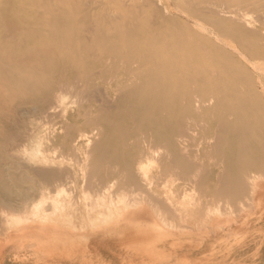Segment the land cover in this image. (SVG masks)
<instances>
[{
  "label": "rangeland",
  "instance_id": "374dc122",
  "mask_svg": "<svg viewBox=\"0 0 264 264\" xmlns=\"http://www.w3.org/2000/svg\"><path fill=\"white\" fill-rule=\"evenodd\" d=\"M244 1L259 8L221 5L217 0H0V56L16 62L15 70H20L24 78L35 79L51 68L77 69L74 58L83 55L88 64L79 65L77 70L84 74L95 72L102 65L117 64L119 60L120 66H134L139 59L156 66L165 59L163 77L152 80L165 85L162 94L176 100L168 101V106L185 110L181 117L169 109L165 117L186 120L182 127L189 130V139L183 138V143H176V147L185 152L186 162L191 159L199 167L194 179L203 186L189 185L185 179L173 181L181 177V170L176 167L181 168L184 161L169 171L170 160L161 163L144 159L145 162H139L143 166L147 163L144 171H149V178H163L161 195L177 197L174 205L177 203L183 211L181 216L178 209L175 220L173 214L169 215L173 219L168 217L165 223L163 214V222L158 220L163 205L155 206L153 201L150 205L149 200L136 203L128 196L122 198L125 195L118 191V183L105 190L104 196L83 201L88 192L87 176L96 172L103 157L116 154L122 164L134 155L130 146L132 137L128 135L140 131L137 124L142 115L129 110V103L120 102L118 86L137 82L122 78L121 83L116 82L115 92H108V79H100L85 88V92L65 90L56 103L58 108L54 107L56 110L38 112L37 103L32 105L26 99L32 89L12 88L11 76L0 72V264H264V174L255 168L262 159L257 151L264 146V0ZM241 6L242 12L236 11ZM58 27H65L67 35L56 36ZM93 27L103 29V36L94 38L88 31ZM235 27L241 29L240 36L248 42L244 49L222 36L224 28L230 31ZM79 33L85 34L86 40L82 35L75 37ZM178 37L196 42L185 53L179 48L187 46V41H178ZM163 41L167 42L164 48H171L172 54L161 55L157 61L155 51L163 46ZM64 42L67 48L61 52L65 58L61 52H54ZM225 50L228 59L220 58ZM190 51L196 53V58ZM43 54H50L57 61L50 64ZM254 64H258V71ZM182 66L188 67V74L180 71ZM238 67L247 76L231 80L221 92L213 88L215 80L211 85L207 83L208 91H196L198 84H206L200 75L217 72L215 78L222 81L224 70L218 69L234 71ZM150 80L146 77L141 84ZM236 89L242 92L241 96L233 95ZM206 92L215 97L237 96L240 105L215 101L211 108L197 111L216 117L207 120L200 117L197 120L204 121L201 122L204 128L189 129L188 119L193 112L186 113L201 106L200 98ZM241 108L245 111L241 112ZM220 114L225 115L218 118ZM178 127L171 126L165 132L170 134ZM125 131L129 133L127 136H123ZM241 133L255 137L248 143L253 151L250 155L246 138L238 135ZM247 155L253 161L252 178L255 180L258 175L255 187L249 185L250 191H257L249 196L250 202L245 196L250 194L249 189L245 194L236 186L235 196L245 198L240 196L243 201L240 199L233 205L225 198L219 175L223 174V179L235 186L237 179L231 166L235 159L242 160ZM140 163H136L139 168L143 167ZM110 170H103V175L110 174ZM49 171H62L70 177L61 181L52 197L43 198L40 193L35 194L33 187L47 185ZM178 185H183L180 191L176 190ZM208 189L217 190V195L207 196ZM124 193L131 198L138 195ZM71 198L77 202L70 203ZM129 210L136 214L130 223H125L124 213ZM184 210L188 211L186 215ZM98 211H102L99 217ZM148 215L153 216L152 222L156 218L158 224L155 221L156 224H151ZM176 218L188 219L189 224L193 219L191 232L175 236L177 228L186 223ZM199 218L205 222L201 228V222H196ZM143 219H148L150 226L139 235L133 224ZM209 223H214V227ZM203 226L208 228L205 230ZM122 228L130 230L129 235L122 234ZM186 252L190 254L184 255Z\"/></svg>",
  "mask_w": 264,
  "mask_h": 264
},
{
  "label": "bare ground",
  "instance_id": "6f19581e",
  "mask_svg": "<svg viewBox=\"0 0 264 264\" xmlns=\"http://www.w3.org/2000/svg\"><path fill=\"white\" fill-rule=\"evenodd\" d=\"M217 2L219 4H221V5H239L240 6V4H242V6L250 5L252 8H254V7L255 8L256 7L259 8L258 5L254 4V3L251 5L249 2L244 1V0H217ZM243 4H245V5H243ZM242 6L239 7L236 11H240L241 10V12H242V8H243ZM227 28L226 29L224 28L223 29L224 31L222 30V32H223L222 36L225 37V39L231 41L232 43H234V45L239 46L241 49H244L245 47H247L248 42L246 40H244L240 36L242 31H241V29L238 30L239 27L238 28L235 27V29H231L230 31L227 30ZM88 31L93 35L94 38H97V37L100 38V37L103 36V29H101L100 27H93V28H91ZM252 33H255V32H252ZM65 35H67V29L65 27H62V28L58 27L57 28V32H56V36L62 38ZM81 35H82L81 33H79L77 35L75 34V37H81ZM84 35L85 34H83L82 37H84V40H86V37ZM182 39L183 38H179L178 37L177 40L178 41H187V46L185 45V46H183L182 48H179V49H180V51H183V52L187 53V51H189L190 45L193 42L195 43L196 41H195V39H192V38H188V39L185 38V40H182ZM86 42L87 41H85L84 47L87 46ZM166 43L167 42L163 41V46L160 49H158L157 51H155L156 55H154V56H155V59H157V61L159 60V57H161V55H162V57H164L163 56L164 54L166 56H170L172 54L171 53V48H168V49L164 48V47H166L165 46ZM64 44H65V42H64ZM64 44H59L58 47H57V50H55L54 52L64 51L67 48L66 47L67 44H65V45ZM74 46L75 47H80L79 45H74ZM86 48L88 49V47H86ZM32 50H34V48ZM221 50H222V48H221ZM226 51L227 50H225L224 53H222V54H220V53L223 52V51H221L219 53L220 54V58L228 59L230 57V56H228L227 53H225ZM189 53L193 54V56L196 58V55H195L196 53H194L193 51H190ZM60 55L64 56V53L61 52ZM87 55H89V54H87ZM42 56H45V57L48 56V58H45V59L47 61L49 60L50 64L55 63L57 61L55 58L49 57L50 54H48V55L47 54H43ZM63 58H65V56ZM139 61L140 62H136V64L134 66H120V64H122V63H120V60H119V62H117V64L102 65V67H100V69H98L97 71L94 70L95 72H92V73H89V74H84V73H81V72H79L77 70L79 65H87L88 64V63H86L85 56L83 55V56H79L77 59L74 58L73 62L77 66V69L73 68L72 70H67V69L58 70L57 68H51L50 70L47 69V70H44V72L42 71L43 74H40L39 77H37V78L35 77V79L34 78L33 79H29V78H24L22 76L20 70H15L16 69V66H15L16 62H14V61H12L10 59H7L5 57L0 56V72L3 75H5V76L6 75H10L11 76L12 80L14 81V82L10 83V85L12 84V88H16V89H26V88L27 89H32L31 90V94L28 95L29 97H26V99L28 98V102H30L32 105L37 103L36 105L38 107L36 108V110L38 112H44V111H47V110L50 111L49 109H51V110L55 109L56 110L58 108L56 103H58L61 100V97H62L63 92L65 90L76 89V90L84 91L85 88L93 86V84H95V82H97L100 79L101 80L108 79V82H107L109 84V86H108V90L109 91L108 92L113 91L114 88H115L116 82L121 83L120 79H122V78H128L129 77L130 80H133V82H137L136 85H134L132 83V84H128L127 86H125V85H119L118 86V90L120 91V94H119L120 102L121 103H126V102L129 103L130 104L129 105V107H130L129 110H132L135 113L137 112V113L142 115L140 120L138 119L139 121H138V124H137L140 127L139 128L140 131L135 132V134H131V135H128L129 133L127 131H125V134L123 133V136L124 135L125 136L128 135V136L132 137V140H131L132 142L130 143V146L132 145V149L135 151L134 155L131 157V159H127V161L123 162L122 164L119 162V160H117V156H115L116 154H114V155L111 154L109 157H107L105 159L103 157V160L100 161L99 164L96 166V172L94 174H91L90 176H87L86 191H88V192H87L86 195H84L83 201L91 199V197L93 198V196H102V195L104 196L105 195V190H107L109 187L114 186V184L118 183L117 184L118 185V191L122 190L123 194L125 195L122 198H125V197L127 198V196H128V197H130V199H132L131 201L136 202V203L149 200L148 201L149 204H150V202L153 201V202H156L155 206L158 205V203H160L161 206L163 205L162 208L161 207L159 208L157 206L160 209V212H161V213L159 212L160 213V216H159L160 219H158V220H161L163 222V217H161V215L163 214V216H165L164 217V219H165L164 223H165V221H167V220L169 221V218H168V217H170L169 215L173 214V215H171V217L174 218L175 217L174 214L176 213V211L178 209H179V213H177V214L180 215V216L182 215L183 211H180V208L177 206V203H176V205H174L175 202L177 201L176 200L177 197L175 195H172V196H169V195L168 196H162L161 195L162 193H161V191H159V189H160L159 187H161L160 184L163 181V178H156V177L149 178V176H148V172L149 171L148 170L144 171L145 170L144 166L147 163L144 166H143L142 163L145 162L144 159L147 160V162H148V160H152L153 162L156 161V162H161V163H167L166 160H170L172 162V164L170 165V163H171L170 162L168 164V166H169V171H172L176 163H178L180 161L186 162V160H185L186 159L185 158V156H186L185 152L183 150L179 149L178 147H176V143H178V144L179 143H183V140H186V138L188 137L187 135L189 134V130H185L182 127V123L183 122L185 123L186 120H184V118L183 119L181 118V117H183V116H181V114H184L183 112H185V110L180 109L179 111H177L175 106L173 107V109L171 108V106H168L167 105L168 101H176V100H170V99H172L174 97L169 98L166 94H162L163 91L166 89L165 85L159 84L158 82L157 83H153L155 80H152V79H157V76H159L160 78L163 77V69L165 68L166 60L165 59L162 60V61L160 60V63L157 62L156 66L149 65V63L143 62V59H139ZM254 65L256 66V69L258 71L259 70V67L257 66L258 64H254ZM218 70H221V71L224 70L223 71L224 76L221 77V78H223L222 81L221 80L219 81L218 78H215L216 77L215 73H217L215 71H214L215 73L212 72V74L210 76H208V75L207 76H205V75L203 76V74H202V75H200V77L204 81H206V84L205 85L204 84H198L195 87L196 91L197 90L201 91V92L208 91L209 89L206 88V85L210 84V82L215 80V81H217V83L213 85V88L216 90V92H221L222 90H224L225 86L229 82H231V80L237 79V78H239L240 76H243V75L247 76V73H244L243 69H240L239 67H238V69H236L234 71L229 70V69H222V68H220ZM180 71H182L184 74H188L189 73L187 66H182ZM196 75H199L198 72L196 73ZM146 77H147V79H151L149 81V83L141 84L142 81L145 80ZM115 90H114V92H115ZM66 92H68V91H66ZM79 92L80 91H78V94H79ZM234 93H235V95H238V96H241V94H242V92L240 90H238V89H236L233 92V95H234ZM79 95H81V94H79ZM212 95L213 94L211 92L203 93L201 98H200L201 99V106H196L195 107L196 111H194V108H192L191 111H188L189 113H186V114L189 115V114H192V112H193V114L190 115V117L188 119V121L190 120L188 122L189 129L193 130V129H197L198 127L204 128L205 125L201 124V122L204 123V121L199 122L197 120L200 117L202 119H205V120H207L209 117H211V118H215L216 117V114L205 115V114L199 113L197 111V110L201 111L203 109L206 110L207 108L208 109L211 108L215 104V101L222 102V103L223 102H233V104H235L237 106L240 105L239 104L240 100H239V98L237 96L232 97L231 95L230 96H225L224 95V96L215 97V96H212ZM22 98H24V97H22ZM56 106H57V108H54ZM66 108H67V106H66ZM169 109L171 110V113H176V115L179 114L178 116H181V117L176 118L174 120L167 119L165 117V113L167 111H169ZM242 111H245V110L242 109L241 112ZM82 114L85 115L84 113H82ZM221 115L224 116L225 114L218 115V118H220ZM133 119L134 118H132L131 120H133ZM243 122H245V121H243ZM174 125L175 126L176 125L179 126L177 130L175 129V131L170 133V134L165 132L166 129H168L169 127L174 126ZM188 127H187V129H188ZM132 130H134V129H132ZM51 133H53V131ZM238 135L241 136V137L243 136L244 138H246L247 152H249V155L252 154L253 151L248 147V143H249L250 140L255 138L254 135L248 134V135L244 136V134H242V133L238 134ZM187 139H189V138H187ZM64 140H66V138ZM193 140H194V138L192 139V141ZM113 144L116 147V143H113ZM197 145H200V144L197 143ZM186 150H187V147H186ZM258 152H259V157H262V159H260L261 161L259 163H257L255 168L258 169L259 173L264 174V159H263L264 158V146H263L262 149L258 150L257 153ZM249 155H247L242 160L238 158L237 160L235 159L233 161V164L231 166V173L237 179V183H236L235 186H233V185L231 186L230 183H228L225 179H223V174H222V176H220L218 174L219 175V184H221V189L227 195V197H225V198H228L229 202H232L233 205H234L235 202H237V204H238V201L239 202L241 200L243 201V199H242L243 197L241 198L240 196H244V195H240V196L236 197L237 194H238V193H235L237 187L242 188V190H244L243 192H245V194H246V193H248V189H249V191H250V189H252V188H250L251 187L250 184H252L253 185L252 187L254 188L255 187L254 185L257 182V181L255 182V180H257L256 177L258 175H256L255 180H254L253 179L254 176L252 178V174L250 173L251 167L253 166V163H252L253 161L250 159L251 157H249ZM188 159H189V157L187 158V160ZM139 161L142 162V163H140ZM152 161H151V163H152ZM136 163H140V165L142 164L143 167L139 168V166H138L139 164H137V166H138L137 167ZM182 167L181 168H177L176 167V169L178 171H179V169L181 170L180 174L181 173L182 174H181V177L179 176V177L173 179V181H178L180 179L181 180L185 179V181L189 185H194L196 183V185H198L199 188H203V186L194 179L195 176H196L195 172L199 171V170H197L199 167L194 165L192 163L191 159L188 160V162H186L185 164H182ZM142 168H144V169L141 171ZM147 168H148V166H147ZM106 169L107 170L111 169L110 170L111 172H110V174L103 175V170H106ZM121 171H124L125 174H122ZM47 173H48V179L46 180V183H48V184L44 185V186H35L34 185L35 187H33V190H35L37 192L35 194H39L40 193V195H41L40 197L43 196V198H44V196L47 197V198L48 197H52V195H54L55 193L58 192V190H59V188L61 186V181L64 178H66V177L67 178L70 177V175H67L68 173H64L62 171H57V172L56 171H49ZM171 174H172V172H171ZM167 176H168V173H167ZM261 176H263V175H261ZM50 180H54V181L52 182ZM183 185H180V186L178 185L176 190L180 191V188ZM249 185H250V187H249ZM257 186L258 185H256V187ZM217 188L220 189L219 186H217ZM256 189H258V187ZM118 191H117V193H118ZM205 191L207 192L206 193L207 196L217 195V192H218L217 190H212V189L211 190L208 189V190H205ZM253 191H254V189H253ZM253 191H252V193H255L257 190L255 192H253ZM124 192L131 193V194L138 193L139 196L136 194L137 196L135 195V197L132 196L133 198H131V195L129 196V195L125 194ZM243 192H241V194ZM252 193L250 191V194L245 195L246 198L251 199V200H247L246 199L247 201L252 202V198L249 197ZM119 195H120V192H119ZM245 196H244V198H245ZM255 196L258 197V195H255ZM64 200L65 201H63V202H66V199H64ZM69 201H70V203L72 201H74V203H75L76 200H74V198H71V200H69ZM118 201L119 202L121 201V196H120V200H118ZM126 201H127V199H126ZM253 201L255 202V199ZM122 202H124V201H122ZM67 203H68V201H67ZM110 203L112 204L114 202L111 201ZM254 205H255V203H254ZM182 208H183V206H182ZM184 208H186V207H184ZM130 211L131 210L127 211L129 213H124V221H125V223H127V222L130 223V219L135 217L136 213H132V211L131 212ZM153 211L155 212V209ZM185 211H187V210H184V213H185ZM101 212L102 211H98L99 214L97 213V216L100 215ZM180 212H182V213L180 214ZM159 213L156 214V215H159ZM37 214H38V212H37ZM126 214H127V217L125 216ZM192 214H194V213H192ZM178 215H176V216L180 218V216H178ZM185 215H186V213H185ZM39 216H41V215L39 214ZM184 216H182V217H184ZM89 217H90V215H89ZM186 217H184V218H186ZM86 218H85L86 220L89 219L87 216H86ZM91 218H93V217H91ZM147 218H150V221H151L152 220L151 218H153V216L152 217L149 216ZM173 218H171V219H173ZM192 218H193V216H192ZM176 219H178V218H176ZM196 219H198V218H196ZM196 219H195V221H196ZM204 219H206V218H204ZM173 220H175V218ZM178 220L179 221L182 220L181 223L184 222V221H186V223H188V221H189L188 219H187L188 221L186 219L185 220L178 219ZM199 220L196 221V222H199V223L201 222L200 225L198 223V225L201 228V224H203L205 222H202L203 219L201 221V218H199ZM154 221L156 222L157 219L156 218H155V220L153 219V222L151 221V224H156L158 222L157 221L155 223ZM204 221H206V220H204ZM119 222H120V220L117 223H119ZM148 223H149L148 219H143L142 221H137L136 223L133 224V226H135V228L132 227V229L134 228V229L138 230L139 231V235H140V234L144 233V230H143L144 228L150 226V225L148 226ZM181 223H179V224H181ZM186 223H183V224H186ZM191 223H192V226H193V223H194L193 219H192ZM174 224L178 225L177 223H174ZM183 224L181 226L178 225L179 228H177L178 230H176L175 236L177 235V237H180L181 234L184 235L185 233L191 232L190 230H191L192 227L190 226V224L188 223V226L187 225L184 226ZM209 224L211 225L212 223H209ZM168 225H169V223H168ZM172 225L173 224L171 222V226ZM203 225H205V224H203ZM212 225L214 227V223ZM113 226H116V225H113ZM165 226H166V224H165ZM203 227H205V230H206V228H208V226H203ZM113 229H114V227H113ZM209 229L211 230L213 228H209ZM209 229H207V230L210 231ZM192 230L194 231V229H192ZM201 230H203V229H201ZM205 230H203V231H205ZM120 231H122V230H120ZM124 231L125 232H127V231L129 232L130 230H128V229L126 230V228L123 229L122 234H128V232L125 233ZM208 231H206V233ZM194 232H196V233L198 232L197 228H196V231H194ZM203 233H205V232H203ZM208 233H211V232H208ZM201 234L202 233H200V235ZM128 235L127 236L124 235V236L125 237H130ZM139 235H137V236H139ZM107 236H108V234H107ZM147 236L148 235H143V237H147ZM130 238H133V236L130 237ZM147 238H149V237H147ZM189 252H186L188 254H186V253H183V254L184 255H189L190 254ZM180 256H181L180 258L183 257L182 255H180ZM188 257H190V256H188Z\"/></svg>",
  "mask_w": 264,
  "mask_h": 264
}]
</instances>
